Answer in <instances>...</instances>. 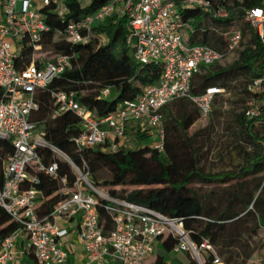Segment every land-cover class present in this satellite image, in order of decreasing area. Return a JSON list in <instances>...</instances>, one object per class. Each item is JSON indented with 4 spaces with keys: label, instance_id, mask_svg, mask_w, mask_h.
Masks as SVG:
<instances>
[{
    "label": "built area",
    "instance_id": "1",
    "mask_svg": "<svg viewBox=\"0 0 264 264\" xmlns=\"http://www.w3.org/2000/svg\"><path fill=\"white\" fill-rule=\"evenodd\" d=\"M67 1L4 0L0 4V141L11 148L1 166L0 209L15 226L5 234L8 225H0V264H68L70 259L74 264H151L154 245L168 236L177 239L174 253L188 252L197 264H203V255L210 253L212 264H225L207 240L193 243L176 219L146 206L110 199L105 191L91 186L87 174L48 144L29 120L38 109L35 91L71 69V56L53 52L46 43L51 29L42 14L49 8L59 21L67 22ZM260 1L262 6L244 7V0H109L82 19L70 20L63 31L53 33L52 42L62 36L67 43L86 44L95 25L112 15L125 17L126 44L134 60L141 65L160 64L162 75L156 84L144 86L135 100L123 102L100 120L72 92L52 91L56 106L52 117L71 112L81 121V132L73 139L77 148L105 146L114 152L122 145L127 126L134 124L140 132L154 134L158 143L151 147L162 150L164 106L188 100L202 120L210 115L215 96L223 92L210 87L200 95L192 94V80L200 67L219 63L239 50L248 31L264 46V0ZM193 11L205 13L211 27L216 20L226 21L218 32L226 41L224 53L186 44L187 32L193 30L184 14ZM247 91L253 97L246 102L244 117L252 120L260 114L264 74L252 78ZM107 94L108 90L102 92ZM39 149L67 163L72 182L59 174L56 162L45 163ZM40 174L58 187L59 201L48 213L43 212L45 198L38 189ZM96 197L108 202L105 210L112 228L106 234Z\"/></svg>",
    "mask_w": 264,
    "mask_h": 264
},
{
    "label": "trees",
    "instance_id": "2",
    "mask_svg": "<svg viewBox=\"0 0 264 264\" xmlns=\"http://www.w3.org/2000/svg\"><path fill=\"white\" fill-rule=\"evenodd\" d=\"M3 1L0 0V4ZM108 1L87 0L83 6L76 0H68L66 21L82 19ZM243 6H262V2L244 0ZM42 14L44 23L51 29L46 39L50 50L71 56V69L46 88L37 89L33 95L38 109L30 114L29 120L36 124V130L44 140L63 152L87 174L90 185L105 191L110 199L146 206L176 219L193 243L207 240L225 264L248 261L255 252L251 240L260 229H264V105L258 103L260 114L252 120L244 117L243 107V103L246 105L253 97L247 91V84L252 78L264 74V46L254 34L248 46L240 52V63L226 68L215 63L200 67L194 74L193 95H200L210 87L225 92L242 87L241 92L235 91L241 104L235 105L234 127L217 156L222 158L231 150H237L243 154V160L227 170L205 171L201 161L212 153L209 139L214 118L221 117V112L216 109L220 94L213 100L206 126L194 132L191 129L200 120L194 104L177 99L164 106L161 110L162 150L149 146L154 134L140 132L134 124L127 126L125 139L114 152H108L105 146L75 147L73 139L81 132V121L71 112L52 117L56 110L52 91L72 92L92 117L100 120L123 102L135 100L144 86L156 84L162 75V66L156 63L141 65L134 60L126 44L129 26L125 17L112 15L106 18L92 28V37L81 45L67 43L62 36L52 42L53 33L63 31L67 22L59 21L49 8ZM184 19L189 20L193 30H188L187 45H205L220 53L226 51V41L218 35L224 30L226 21L216 20L211 27L207 15L196 11L186 12ZM104 90H108L106 96L102 95ZM258 99V102L264 101V93ZM128 137L137 143L127 144ZM10 151V144L0 141V181L2 161ZM38 152L45 163L56 162L59 174L72 182L74 175L67 163L52 157L46 149ZM39 178L38 189L45 198L43 212L48 213L59 201L58 187L43 174ZM96 198L99 221L106 234L112 228V218L105 210L108 202ZM3 224L8 225L5 234L15 229L7 214L0 209V225ZM176 244L177 239L171 236L159 238L156 247L161 254L151 264H174L169 257L177 254L173 252ZM179 253L186 254V263L183 264H197L188 252ZM212 259L210 253L203 255V264H212ZM69 261L73 262V259Z\"/></svg>",
    "mask_w": 264,
    "mask_h": 264
},
{
    "label": "rangeland",
    "instance_id": "3",
    "mask_svg": "<svg viewBox=\"0 0 264 264\" xmlns=\"http://www.w3.org/2000/svg\"><path fill=\"white\" fill-rule=\"evenodd\" d=\"M86 4L85 1L82 2V5L84 6ZM19 5V3H18ZM184 34L186 33L183 32ZM188 33V32H187ZM188 35V34H187ZM252 33L250 31L246 32L244 41L242 43V46L239 50L236 52L227 55L222 61H220L218 64L221 67H229L234 65V63H240V52L245 49L248 46V41L251 39ZM241 92L242 87L235 90L231 89L229 92H225L223 90L222 93H220V96L217 97V104L216 109H218L221 112L220 119L214 118L213 124H212V133L210 134V142L212 144V153L207 157V159H203L201 161V166L204 168L205 171H221V170H227L230 169L233 165L239 164L243 160V154L238 152L237 150H231L230 153L222 155V158H218L217 154L220 152V148L222 146V143L225 141V139H228L229 131H231L234 127V112L236 111L235 108L240 105V98L238 97V93L235 92ZM245 98V97H244ZM243 98V99H244ZM259 105H264V101L258 102ZM245 104L243 103V107ZM241 108H239L240 110ZM209 117L199 120L198 123H196L193 128L191 129L192 132L199 130L200 128H204L206 124L208 123ZM228 129L226 130V128ZM257 127V126H256ZM127 144H135L137 143L136 140H133L131 137L127 138L126 140ZM151 144L158 143V138L156 136L152 137L151 141H149ZM206 145H208V142H206ZM62 160V159H61ZM127 190H130L128 187ZM251 243H253L255 247V252L252 255V257L242 263L243 261H238L239 264H264V229H260L257 236L251 240ZM158 254H161V252L157 249L156 244L154 245L153 253L150 256V260L152 261ZM229 255L226 256V258ZM186 254L184 253H177L174 255H171L169 259L174 264H183L185 262ZM68 264H73L72 261H69Z\"/></svg>",
    "mask_w": 264,
    "mask_h": 264
}]
</instances>
